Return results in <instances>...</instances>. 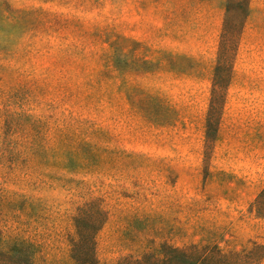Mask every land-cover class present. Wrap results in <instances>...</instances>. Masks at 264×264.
Returning <instances> with one entry per match:
<instances>
[{
	"label": "rangeland",
	"instance_id": "1",
	"mask_svg": "<svg viewBox=\"0 0 264 264\" xmlns=\"http://www.w3.org/2000/svg\"><path fill=\"white\" fill-rule=\"evenodd\" d=\"M224 5L0 0L4 242L26 241L36 264H72L73 217L101 209L97 264L163 244L264 264V218L250 210L264 187V0H251L204 144Z\"/></svg>",
	"mask_w": 264,
	"mask_h": 264
},
{
	"label": "trees",
	"instance_id": "2",
	"mask_svg": "<svg viewBox=\"0 0 264 264\" xmlns=\"http://www.w3.org/2000/svg\"><path fill=\"white\" fill-rule=\"evenodd\" d=\"M248 3L249 0H225L224 18L212 69L205 116L204 144L211 142L213 145L216 140L232 65L248 11ZM221 83L223 84L221 85ZM219 98L218 105L217 100ZM250 210L257 217L264 218V187L250 204ZM105 220L106 214L104 215L101 209H96L91 213L80 212V215L73 217V230L68 239V257L72 264H97L95 235ZM36 256L37 251L31 248V245H28L26 241L12 237L4 242L0 234V264H36ZM230 256L236 259L239 254ZM211 258L215 259L216 264H220L224 261L225 256L220 255L218 251L214 255H209L197 247L179 249L163 244L157 250L143 252L137 257H123L118 264H206ZM263 260L261 258L258 262Z\"/></svg>",
	"mask_w": 264,
	"mask_h": 264
},
{
	"label": "crops",
	"instance_id": "3",
	"mask_svg": "<svg viewBox=\"0 0 264 264\" xmlns=\"http://www.w3.org/2000/svg\"><path fill=\"white\" fill-rule=\"evenodd\" d=\"M251 11H252V7H251V0H249V3H248V11H247V15H246V18L244 20V24H243V27H242V30H241V33H240V37H239V41H238V45H237V49H236V53H235V57H234V61H233V65H232V70H231V75H230V80H229V84H228V87L231 83V80H232V77L234 76V71H235V65H236V62H237V58H238V53H239V48H240V39H241V35L243 33V28H244V25H246L247 23V20L249 19V16L251 14ZM227 87V88H228ZM227 91V90H226ZM225 103V102H224ZM224 107V106H223ZM221 119V118H220Z\"/></svg>",
	"mask_w": 264,
	"mask_h": 264
}]
</instances>
